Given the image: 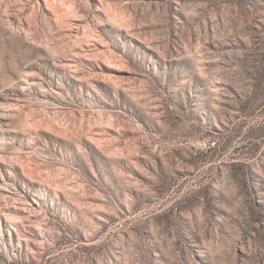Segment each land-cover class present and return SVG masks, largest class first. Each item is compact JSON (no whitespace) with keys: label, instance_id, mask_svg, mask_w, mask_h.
<instances>
[{"label":"rangeland","instance_id":"374dc122","mask_svg":"<svg viewBox=\"0 0 264 264\" xmlns=\"http://www.w3.org/2000/svg\"><path fill=\"white\" fill-rule=\"evenodd\" d=\"M0 264H264V0H0Z\"/></svg>","mask_w":264,"mask_h":264}]
</instances>
